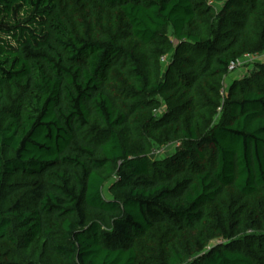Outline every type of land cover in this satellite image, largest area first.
<instances>
[{
    "label": "trees",
    "instance_id": "1",
    "mask_svg": "<svg viewBox=\"0 0 264 264\" xmlns=\"http://www.w3.org/2000/svg\"><path fill=\"white\" fill-rule=\"evenodd\" d=\"M263 54L264 0H0V264H264Z\"/></svg>",
    "mask_w": 264,
    "mask_h": 264
},
{
    "label": "rangeland",
    "instance_id": "2",
    "mask_svg": "<svg viewBox=\"0 0 264 264\" xmlns=\"http://www.w3.org/2000/svg\"><path fill=\"white\" fill-rule=\"evenodd\" d=\"M214 4V6L216 7V8H219V4L220 3H218V4H216L215 2L213 3ZM169 33L171 32L170 30L168 31ZM258 56V55H257ZM256 58H258L260 61H264V54L263 55H259L258 57H256ZM247 64V63H246ZM245 64V68L242 66V67H238V68H236L234 71H232V72H230L229 73V75H228V77L226 78V84H229V82L231 81V79L232 78H235V77H237V76H242L245 72H247L248 71V68L250 69V70H252L253 69V67H251L252 65H250V66H247ZM249 70V71H250ZM225 84V83H224ZM225 87V86H224ZM175 145H178V143H175ZM174 147L175 146H173V145H168V146H166V147H164V148H161V149H156L152 154H151V157H153V155L154 154H159V155H161V156H167V155H169L170 153H172V151H173V149H174ZM115 181V177H110V178H108V180L106 181V183H105V185H104V188H103V190H104V194H105V196H108L109 195V193H108V189H109V187L113 184V182Z\"/></svg>",
    "mask_w": 264,
    "mask_h": 264
},
{
    "label": "built area",
    "instance_id": "3",
    "mask_svg": "<svg viewBox=\"0 0 264 264\" xmlns=\"http://www.w3.org/2000/svg\"><path fill=\"white\" fill-rule=\"evenodd\" d=\"M244 57L245 58H243V59L237 58L235 61L231 62L229 67H228L229 71H233V70H235L238 67H242L244 62H246V61H248V60H250L252 58V56L249 55V54H245Z\"/></svg>",
    "mask_w": 264,
    "mask_h": 264
}]
</instances>
